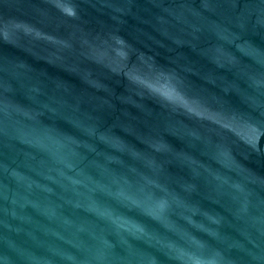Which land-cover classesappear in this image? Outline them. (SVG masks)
I'll return each mask as SVG.
<instances>
[{
	"label": "water",
	"instance_id": "obj_1",
	"mask_svg": "<svg viewBox=\"0 0 264 264\" xmlns=\"http://www.w3.org/2000/svg\"><path fill=\"white\" fill-rule=\"evenodd\" d=\"M0 264H264V0H0Z\"/></svg>",
	"mask_w": 264,
	"mask_h": 264
}]
</instances>
